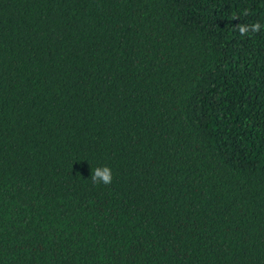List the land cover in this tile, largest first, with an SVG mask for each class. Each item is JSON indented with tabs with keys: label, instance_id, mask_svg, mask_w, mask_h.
Here are the masks:
<instances>
[{
	"label": "trees",
	"instance_id": "16d2710c",
	"mask_svg": "<svg viewBox=\"0 0 264 264\" xmlns=\"http://www.w3.org/2000/svg\"><path fill=\"white\" fill-rule=\"evenodd\" d=\"M0 264H264V0H0Z\"/></svg>",
	"mask_w": 264,
	"mask_h": 264
},
{
	"label": "clouds",
	"instance_id": "9594fccd",
	"mask_svg": "<svg viewBox=\"0 0 264 264\" xmlns=\"http://www.w3.org/2000/svg\"><path fill=\"white\" fill-rule=\"evenodd\" d=\"M244 15H247L245 12ZM232 20H239V16H233ZM241 36H245L249 33H257L261 31L262 25L259 22L252 24L238 23L236 25ZM91 180L93 184L110 185L113 179L112 170L108 166L96 167L91 170Z\"/></svg>",
	"mask_w": 264,
	"mask_h": 264
}]
</instances>
